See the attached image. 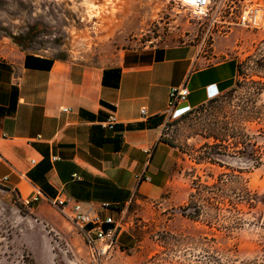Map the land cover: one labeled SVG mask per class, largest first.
<instances>
[{
  "label": "rangeland",
  "instance_id": "374dc122",
  "mask_svg": "<svg viewBox=\"0 0 264 264\" xmlns=\"http://www.w3.org/2000/svg\"><path fill=\"white\" fill-rule=\"evenodd\" d=\"M256 11V26L243 24ZM263 15L264 0H213L201 15L172 0H0V47L14 44L104 68L125 50L200 45L201 66L242 65L231 90L167 122L162 141L177 149L176 185L157 199H133L120 223L136 235V249L118 246L98 264H264ZM243 110L261 119L236 121L233 115ZM214 132L230 135L225 154L218 163L196 164ZM239 132L246 138L237 148L233 134ZM255 141L260 163L250 156ZM221 174L231 188L241 180L256 193V206L240 215L228 206L219 220L208 208L197 220L183 215L197 176L213 184ZM0 264L97 263L68 216L48 203L28 209L16 191L0 184Z\"/></svg>",
  "mask_w": 264,
  "mask_h": 264
},
{
  "label": "crops",
  "instance_id": "0c3cea01",
  "mask_svg": "<svg viewBox=\"0 0 264 264\" xmlns=\"http://www.w3.org/2000/svg\"><path fill=\"white\" fill-rule=\"evenodd\" d=\"M205 59L200 45L143 48L99 68L1 46L0 184L21 200L62 196L120 224L136 196L157 199L176 185L177 149L161 141L170 91L189 90L181 115L234 86L237 63ZM111 115L113 130L103 126ZM116 239L136 249L133 232Z\"/></svg>",
  "mask_w": 264,
  "mask_h": 264
},
{
  "label": "trees",
  "instance_id": "16d2710c",
  "mask_svg": "<svg viewBox=\"0 0 264 264\" xmlns=\"http://www.w3.org/2000/svg\"><path fill=\"white\" fill-rule=\"evenodd\" d=\"M24 39L27 40V37H25ZM252 58V56H249L248 59L250 60ZM62 60L65 59L63 58ZM255 64L257 66H261V63L259 61H256ZM240 73H242V65L238 64L237 77L240 75ZM258 84L264 86V82H258ZM219 97L214 98L208 102H215ZM233 118L236 121L239 119H243L244 121L253 122L256 119H261V116L255 118L251 113L243 110V112L240 113L236 112L233 115ZM229 137L230 135L228 136L226 134H218L217 132L211 134L208 138H212L214 143H207L204 145L205 151L195 158L196 164L218 163L217 157L225 154L222 150H226V143L228 142ZM233 138L237 140L234 144L235 146H237V148L240 147V145H245L246 135L244 133H234ZM251 145L254 148L253 153L250 155L251 159H253L257 163H260L262 155L261 148L258 146L256 141ZM227 176V174L219 175L213 184H210L207 181L203 182L201 180V177L197 176L196 180H194L192 183V191L188 197V201L181 208L183 215L192 220H197L201 217L204 208H208L209 211L212 212V218L219 220L220 218H222V214L224 211H230V209L227 208L228 206H230L237 215H240L242 213V209L244 207L249 209L255 207L258 203V195L250 190L248 186L240 180L241 178H239L240 181L235 182L234 188H231Z\"/></svg>",
  "mask_w": 264,
  "mask_h": 264
},
{
  "label": "built area",
  "instance_id": "2783aa9c",
  "mask_svg": "<svg viewBox=\"0 0 264 264\" xmlns=\"http://www.w3.org/2000/svg\"><path fill=\"white\" fill-rule=\"evenodd\" d=\"M212 2L213 0H197L196 5L199 8L208 9L210 8ZM256 14L257 11L250 20L244 16L242 18L243 24L248 22L250 26L255 27ZM188 96L189 90L186 87L173 88L170 91L169 103L166 110V114L169 118L175 115L178 107L187 101ZM141 114L145 117L146 110L143 109ZM116 122V117L111 115L108 120L103 123V126L104 128L113 130ZM54 160H56V158H54ZM32 164H35V161H32ZM41 200V192H36L30 198L24 199L23 202L26 208L34 209V207L39 204ZM51 204L68 216L74 222L78 230L85 235L95 263H101L105 256L118 247L116 238L117 233L122 229L121 223L117 225L112 218L103 219L97 214H92L90 211L84 210L81 203L62 196L51 201Z\"/></svg>",
  "mask_w": 264,
  "mask_h": 264
},
{
  "label": "bare ground",
  "instance_id": "6f19581e",
  "mask_svg": "<svg viewBox=\"0 0 264 264\" xmlns=\"http://www.w3.org/2000/svg\"><path fill=\"white\" fill-rule=\"evenodd\" d=\"M172 1H175L181 7L186 8L188 11L194 13L195 15H201L204 12L203 8H199L196 5L197 0H172Z\"/></svg>",
  "mask_w": 264,
  "mask_h": 264
}]
</instances>
